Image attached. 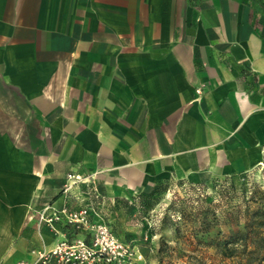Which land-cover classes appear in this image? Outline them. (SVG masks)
<instances>
[{"label": "crops", "instance_id": "crops-1", "mask_svg": "<svg viewBox=\"0 0 264 264\" xmlns=\"http://www.w3.org/2000/svg\"><path fill=\"white\" fill-rule=\"evenodd\" d=\"M193 3L0 0V264L70 172L120 197L263 163V1Z\"/></svg>", "mask_w": 264, "mask_h": 264}, {"label": "rangeland", "instance_id": "rangeland-1", "mask_svg": "<svg viewBox=\"0 0 264 264\" xmlns=\"http://www.w3.org/2000/svg\"><path fill=\"white\" fill-rule=\"evenodd\" d=\"M97 189L63 188L53 198L63 196L55 208L65 213L55 229L38 219L29 262L45 255L39 264H264V161L243 177L168 180L152 196ZM225 240L232 257L217 247Z\"/></svg>", "mask_w": 264, "mask_h": 264}, {"label": "built area", "instance_id": "built-area-1", "mask_svg": "<svg viewBox=\"0 0 264 264\" xmlns=\"http://www.w3.org/2000/svg\"><path fill=\"white\" fill-rule=\"evenodd\" d=\"M72 188H89L94 192H97L98 189L95 186V178L93 175L89 174H80L78 172H70L68 174V180L64 186V191L69 192ZM61 213H65V210L60 212L54 206L48 205L38 212V219L40 225L45 223L50 228L55 229L54 224L61 220ZM76 221L72 218L69 219V222ZM53 254H58V250H55ZM45 255L40 256V260L45 259ZM37 262L22 261L19 264H39ZM45 261V260H44Z\"/></svg>", "mask_w": 264, "mask_h": 264}, {"label": "trees", "instance_id": "trees-1", "mask_svg": "<svg viewBox=\"0 0 264 264\" xmlns=\"http://www.w3.org/2000/svg\"><path fill=\"white\" fill-rule=\"evenodd\" d=\"M201 2V0H193V4L195 5V3H196V5L197 6H199L200 5V3L199 2ZM263 1V5H264V0H262ZM198 2V3H197ZM237 175H239V176H241V177H243V175H244V173H242V174H237ZM232 176H235V175H232ZM157 186V185H156ZM155 190V189H154ZM143 194V193H142ZM154 194V192L152 191L150 194H148V196H152ZM141 195V194H140ZM264 221V220H263ZM262 220H260V224L261 225H263L264 224V222H263ZM203 225L204 226H206L207 227V222H206V220H204L203 222ZM205 227V228H206ZM264 241V240H263ZM229 243H231L230 241H223V242H221V243H217V247H219V249L221 250V252H222V254L223 255H225L226 257H232V256H234V250L233 249H231V248H229ZM263 249H264V245H263ZM262 260H264V258H262ZM249 264H252V261L251 262H249ZM261 264V263H260Z\"/></svg>", "mask_w": 264, "mask_h": 264}]
</instances>
